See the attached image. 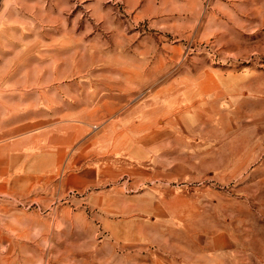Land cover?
Returning <instances> with one entry per match:
<instances>
[{
	"label": "rangeland",
	"instance_id": "374dc122",
	"mask_svg": "<svg viewBox=\"0 0 264 264\" xmlns=\"http://www.w3.org/2000/svg\"><path fill=\"white\" fill-rule=\"evenodd\" d=\"M0 48L120 167L11 200L0 264H264V0H1Z\"/></svg>",
	"mask_w": 264,
	"mask_h": 264
},
{
	"label": "crops",
	"instance_id": "0c3cea01",
	"mask_svg": "<svg viewBox=\"0 0 264 264\" xmlns=\"http://www.w3.org/2000/svg\"><path fill=\"white\" fill-rule=\"evenodd\" d=\"M7 85L0 79V87ZM54 103L55 97L38 90L0 88V213L13 211L11 200L60 199L102 184L105 169L114 178L120 173L116 158L104 161L103 152L93 148L99 137L66 114L56 116Z\"/></svg>",
	"mask_w": 264,
	"mask_h": 264
},
{
	"label": "water",
	"instance_id": "95a60500",
	"mask_svg": "<svg viewBox=\"0 0 264 264\" xmlns=\"http://www.w3.org/2000/svg\"><path fill=\"white\" fill-rule=\"evenodd\" d=\"M0 2H1V0H0Z\"/></svg>",
	"mask_w": 264,
	"mask_h": 264
}]
</instances>
